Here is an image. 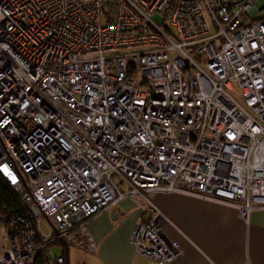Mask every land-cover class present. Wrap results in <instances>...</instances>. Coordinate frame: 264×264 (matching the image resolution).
<instances>
[{
	"label": "built area",
	"instance_id": "obj_1",
	"mask_svg": "<svg viewBox=\"0 0 264 264\" xmlns=\"http://www.w3.org/2000/svg\"><path fill=\"white\" fill-rule=\"evenodd\" d=\"M256 0H0V264H64L124 197L134 253L179 242L152 192L264 207V17ZM236 84L242 97L233 95ZM43 217L52 232L42 235Z\"/></svg>",
	"mask_w": 264,
	"mask_h": 264
},
{
	"label": "crops",
	"instance_id": "obj_2",
	"mask_svg": "<svg viewBox=\"0 0 264 264\" xmlns=\"http://www.w3.org/2000/svg\"><path fill=\"white\" fill-rule=\"evenodd\" d=\"M150 197L172 220L164 230L180 245L171 264H264V207L245 222L236 207L224 202L180 192L156 191ZM138 215L134 200L124 197L88 222L97 244L92 253L70 245L65 256L61 245L57 254L64 255L65 264H157L133 252L129 236Z\"/></svg>",
	"mask_w": 264,
	"mask_h": 264
},
{
	"label": "trees",
	"instance_id": "obj_3",
	"mask_svg": "<svg viewBox=\"0 0 264 264\" xmlns=\"http://www.w3.org/2000/svg\"><path fill=\"white\" fill-rule=\"evenodd\" d=\"M19 211H21V204L18 195L0 176V218Z\"/></svg>",
	"mask_w": 264,
	"mask_h": 264
},
{
	"label": "rangeland",
	"instance_id": "obj_4",
	"mask_svg": "<svg viewBox=\"0 0 264 264\" xmlns=\"http://www.w3.org/2000/svg\"><path fill=\"white\" fill-rule=\"evenodd\" d=\"M255 5L257 6L259 12L257 13V16L258 17H264V0H256L255 1ZM234 93L233 95L236 97V99L241 102L242 100V97L240 95V90L238 88V86L236 84H234ZM151 198V197H150ZM132 199H136L135 198H132ZM153 199V198H152ZM154 200V199H153ZM134 205H135V201H134ZM136 206V205H135ZM137 207V206H136ZM138 209V208H137ZM168 217V216H167ZM169 219V218H168ZM38 231L42 234V235H48L52 232V227L51 225L43 218L41 217L40 219H38L35 223ZM88 229H89V225H88ZM90 231V230H89ZM131 234V233H130ZM96 241V240H95ZM64 246V244L62 243H59V244H55L53 246L50 247V251L53 252V253H57V252H60L62 250V246ZM66 246V245H65ZM64 246V248H65ZM57 247V248H55ZM69 247V246H67ZM96 249V248H95ZM94 249V250H95ZM72 250V249H71ZM80 250V249H79ZM133 252H134V247H133ZM92 253V252H91ZM136 254V253H135ZM138 254V253H137ZM64 256V255H63ZM144 256V255H143ZM65 264V262H64Z\"/></svg>",
	"mask_w": 264,
	"mask_h": 264
},
{
	"label": "water",
	"instance_id": "obj_5",
	"mask_svg": "<svg viewBox=\"0 0 264 264\" xmlns=\"http://www.w3.org/2000/svg\"><path fill=\"white\" fill-rule=\"evenodd\" d=\"M65 246V245H64ZM67 246H65V256H66Z\"/></svg>",
	"mask_w": 264,
	"mask_h": 264
}]
</instances>
